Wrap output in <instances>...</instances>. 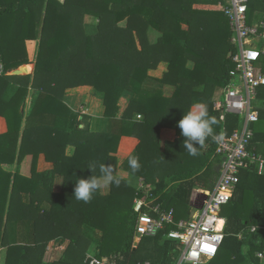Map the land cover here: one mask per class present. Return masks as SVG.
Segmentation results:
<instances>
[{"label":"trees","instance_id":"1","mask_svg":"<svg viewBox=\"0 0 264 264\" xmlns=\"http://www.w3.org/2000/svg\"><path fill=\"white\" fill-rule=\"evenodd\" d=\"M247 13L249 23L264 22V0H249ZM88 17L96 20L92 33L85 27ZM153 31L156 37L151 40ZM30 41H39L34 60ZM236 52L220 0H0L4 264H47L43 260L47 244L57 239L67 240L68 245L54 264H87L92 239L86 229L101 236L99 257L116 253L129 264H174L180 250L164 231L143 236L133 246L136 204L151 194L175 210L176 220L189 219L191 207H204V190L214 188L222 158L211 137L198 147L199 155H189L178 121L193 104L202 102L217 120L215 133L223 127L227 134L233 132L238 116L215 110L213 103L219 87L225 93ZM163 61L168 70L161 78L151 76L149 70ZM30 63L32 74H11ZM82 85L103 95L104 116L110 120L117 118L123 94L132 91L122 115L130 124H119L113 132L93 131L89 116L79 118L65 101L68 88ZM163 86L172 87V93L165 94ZM258 99L259 119L253 124L248 149L264 157V85L258 89ZM134 115L142 118L132 121ZM162 128L174 129L175 140H162ZM123 136L138 143L121 160L117 153ZM27 155L33 156L30 177L20 173ZM40 155L53 168L39 170ZM132 155L141 165L135 172L128 165ZM104 162L121 177L132 173L153 188L145 193L123 177L119 187L110 185L107 193H97L89 203L76 200L75 179L92 175L89 164ZM58 179H62L60 189ZM222 215L227 219L224 240L207 264H264V173L259 174L255 164L242 169Z\"/></svg>","mask_w":264,"mask_h":264},{"label":"built area","instance_id":"2","mask_svg":"<svg viewBox=\"0 0 264 264\" xmlns=\"http://www.w3.org/2000/svg\"><path fill=\"white\" fill-rule=\"evenodd\" d=\"M248 2L220 0L237 52L232 57L234 68L230 71L229 84L222 97H215L213 108L223 114L238 116L239 124L230 134L226 133L225 127L219 133L222 139L216 142V154L222 158L220 175L214 188L204 191L207 196L204 207L197 209L189 219L176 220L175 210L165 207L151 194L136 204L138 219L133 246L143 236L154 237L164 231L165 237L175 240L180 250L174 264H207L217 255L227 222L222 209L232 199L242 169L255 164L256 171L264 173V157L248 149L254 136L253 124L259 119L258 89L264 85V62L261 61L264 54V22H248ZM251 230L255 231L256 227ZM257 255L263 257V252ZM86 263L129 264L121 254L116 253L101 257L88 254ZM138 264L153 263L145 261Z\"/></svg>","mask_w":264,"mask_h":264},{"label":"crops","instance_id":"3","mask_svg":"<svg viewBox=\"0 0 264 264\" xmlns=\"http://www.w3.org/2000/svg\"><path fill=\"white\" fill-rule=\"evenodd\" d=\"M60 1H64V0H60ZM88 18H90V17H88ZM87 19H86V22H87ZM93 21H94V25H95V26L94 25L93 26L95 29L96 20H93ZM86 22H85V26H86ZM93 26H91V28ZM94 29H93V31H94ZM153 33H154V31H153ZM31 64H33V63L24 64L22 66H30ZM33 70H34V68H33ZM167 70H168V63L163 61L158 65L157 68L150 69L149 74L155 78H161ZM32 73H33V71L31 72L29 70L26 74H32ZM21 75H24V74H21ZM163 90H164V93L167 95H170L172 93V87L163 86ZM75 91L80 92V93H78L79 96L75 97V100L86 102L85 107L90 112H88V113L86 112L85 115L89 116V123H90L91 129L93 131L110 132L111 130L117 129V125H119V124H121V125L130 124V121L127 119H123L122 115H123V112L125 111L126 107L128 106L130 99L133 96L132 91H126L123 94V96L121 97L120 102H119L120 111H119L117 118H115L114 120H110L109 118H106L104 116L105 106L103 104V95L100 92H98L94 87L89 86V85L71 87V88H68L66 90L65 96H68L67 93L75 92ZM169 91H170V93H167ZM66 98L68 99V97H66ZM65 101L71 106V104L68 102V100L65 99ZM77 104H78V102H77ZM71 107L73 108V106H71ZM79 118H83V117L79 116ZM141 118L142 117H138V115H134L132 121L140 120ZM81 126L83 127L84 125H81ZM111 132H113V131H111ZM160 137L162 140H165V141H174L175 138L177 137V134H176V131L172 128H162L160 131ZM137 143H138V140L136 138L123 136L121 138L119 150L117 153L118 157H120L121 160H124L133 151V149L135 148ZM68 152H69V154H72L73 148L69 147ZM28 157H32V162H33V156L32 155H27L24 159L26 160V158L28 159ZM24 159L20 164V173L24 176L30 177L31 174H29V171L32 172V166L31 165L29 166V162H25V166H23V169H22V165H24V161H25ZM40 160L45 162V165H47V170L53 168V164L51 162H48L45 159L44 155H40L39 161ZM44 169H39V170L42 171ZM15 171H16V164H14V166H13V172H15ZM122 175H123V177L127 178V180L129 181V183L132 186H134L138 190H144L145 193L150 192L151 188H153V185L145 184L144 180L137 175H134L132 173L128 174L126 172H124ZM55 182H56L58 189H60V187L62 185V179H58ZM197 186L199 187L200 184H198ZM199 188L202 189L203 187L200 186ZM109 189H110V185L105 187L102 190V192L107 193L109 191ZM206 190H209V189H206ZM177 194L180 195L178 191H174L173 197L178 198L179 196ZM196 210L197 209H193L192 207L190 208L191 216ZM21 229H22V227H19V230H21ZM85 231L87 232V234L92 239L91 245L87 251V255H88L90 253H93L95 250H98V245L96 243H94L95 242L94 235H96L98 233H95L91 229L90 230L86 229ZM67 245H68L67 240L65 241L62 239H57V240L50 241L46 247V252L44 255V259H43L44 262L47 264H54V263L58 262L59 260H61L64 253H65ZM5 257H6V248L1 246L0 247V264L5 263Z\"/></svg>","mask_w":264,"mask_h":264},{"label":"clouds","instance_id":"4","mask_svg":"<svg viewBox=\"0 0 264 264\" xmlns=\"http://www.w3.org/2000/svg\"><path fill=\"white\" fill-rule=\"evenodd\" d=\"M216 124V118L209 114L207 106L202 102L193 104L185 111L183 117L178 121V126L181 129V135L185 137L183 147L189 155H199L198 147H204L209 137L215 142L222 139V136L214 131ZM128 165L134 172L141 167L138 157L135 155L129 157ZM87 167L91 169L92 175L87 178L78 177L75 179L76 186L73 197L76 200L89 203L97 193H102L105 187L109 185L119 187L122 183L123 177L118 174L113 165L104 162L98 165L91 163Z\"/></svg>","mask_w":264,"mask_h":264},{"label":"rangeland","instance_id":"5","mask_svg":"<svg viewBox=\"0 0 264 264\" xmlns=\"http://www.w3.org/2000/svg\"><path fill=\"white\" fill-rule=\"evenodd\" d=\"M123 24H124V22H123ZM93 25H94L93 19L88 18L85 27H86V29L88 30L89 33H92L93 32V29H94V26H95V25L94 26ZM91 26H93V27L91 28ZM155 37H156V33L150 32V38H151V40L152 39H155ZM28 46H29V49H31L30 50V54H31V57L30 58H32L34 60L36 58V53L38 52L39 41H36V42L35 41H33V42L30 41L28 43ZM30 67H31L30 68V71L32 72L33 71V68H34V64H31ZM223 91H224L223 90V87L222 86L219 87L217 89L216 97H218ZM78 93H80V92H76L75 91V92L67 93L68 96H65V99L68 100V102L71 104V106H73L74 109L72 107L71 108L74 110V113L76 115H78V116H81L82 114H86V112L88 113L90 111L85 107L86 106V102L85 101L82 102V101L75 100V97H78L79 96ZM167 93H170V91L167 92ZM66 97H68V99ZM77 102H78V104H77ZM25 162H29V166L30 165L32 166V157H28V159L26 158V160L24 161V165H22V169H23V166H25ZM38 169L47 170V165H45V162L44 161H41V160L38 161ZM29 174H32V172L29 171ZM193 209H196V208H193ZM100 237L101 236H100L99 233L96 234V235H94V240H95L94 243H96L97 245L99 243ZM95 253H99V249L98 250H95L93 253H90V254H95Z\"/></svg>","mask_w":264,"mask_h":264},{"label":"water","instance_id":"6","mask_svg":"<svg viewBox=\"0 0 264 264\" xmlns=\"http://www.w3.org/2000/svg\"><path fill=\"white\" fill-rule=\"evenodd\" d=\"M28 72L26 66H21L20 68H17L13 71H11V74L15 75H21V74H26Z\"/></svg>","mask_w":264,"mask_h":264},{"label":"bare ground","instance_id":"7","mask_svg":"<svg viewBox=\"0 0 264 264\" xmlns=\"http://www.w3.org/2000/svg\"><path fill=\"white\" fill-rule=\"evenodd\" d=\"M26 68H27V70L29 71L31 67H30V66H26Z\"/></svg>","mask_w":264,"mask_h":264},{"label":"snow or ice","instance_id":"8","mask_svg":"<svg viewBox=\"0 0 264 264\" xmlns=\"http://www.w3.org/2000/svg\"><path fill=\"white\" fill-rule=\"evenodd\" d=\"M205 247L207 248L208 246H207V245H205ZM208 250H210V251H214V249H208Z\"/></svg>","mask_w":264,"mask_h":264}]
</instances>
